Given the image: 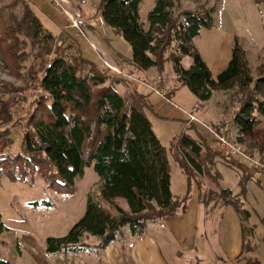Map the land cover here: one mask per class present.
<instances>
[{
  "label": "trees",
  "instance_id": "trees-1",
  "mask_svg": "<svg viewBox=\"0 0 264 264\" xmlns=\"http://www.w3.org/2000/svg\"><path fill=\"white\" fill-rule=\"evenodd\" d=\"M95 1V16L102 17L107 27L129 43L133 52L130 63L137 70L155 69L163 76L165 63L171 61L176 86L187 87L200 102L209 101L214 93L233 92L239 107L230 126L255 138L258 118L264 116L260 98L264 97V63L254 78L247 53L236 37L232 59L213 78L194 45L202 29L213 27V9L183 10L176 15L171 0H157L146 29L141 20L145 0ZM71 49V45L56 43L31 0H0V67L24 83L0 82V174L21 181L39 175L50 189L68 193L74 192L86 168H93L100 178L99 190L88 195L82 219L67 235L47 238L45 254L103 253L124 229L141 237L150 224L174 217L180 208L184 212L196 185L207 218L217 213L222 216L230 206L240 216L243 251L239 261L250 255L246 264H263L253 256L256 227L250 225V211L238 195L221 186L214 171L220 158L228 164L241 166V162L225 151L214 150L201 133L199 139L187 133L173 138L171 152L188 182V195L176 199L167 149L146 113L153 109L148 96L133 88L121 95L117 86L130 83L126 77L132 74L118 75L85 58L78 48L70 55ZM186 57L193 60L189 69L183 64ZM173 94L169 92L171 100ZM219 123L225 122L213 125ZM15 131L24 136L21 152L12 154ZM208 137L215 143L210 133ZM244 138L235 142L246 143L243 152L251 158L253 144L243 142ZM248 180L244 176V189ZM3 225L0 215V229ZM89 239L97 240L98 246H89ZM0 264L14 263L6 261L0 250Z\"/></svg>",
  "mask_w": 264,
  "mask_h": 264
},
{
  "label": "rangeland",
  "instance_id": "rangeland-1",
  "mask_svg": "<svg viewBox=\"0 0 264 264\" xmlns=\"http://www.w3.org/2000/svg\"><path fill=\"white\" fill-rule=\"evenodd\" d=\"M156 1L145 0L141 5V20L146 29L149 24L148 14L154 8ZM63 2L65 3L60 5L53 2L52 5L55 13L69 22L68 25H59L53 20V16L51 18L41 9L36 8V12L43 26L56 37L58 45L64 44L66 47L71 45L70 55L75 54L78 48L85 58L100 67L106 64L107 67L114 66L123 73L131 71L133 76L131 79L126 77L128 82L136 85L139 83L140 88H146L145 92L140 93L149 97L153 96L159 101L163 99L155 95L152 87H162L168 92H175L172 98L173 104L166 101V104L161 105L164 107L167 105L163 110L161 109L165 111L162 117L156 116L158 111L155 113L146 111V113L156 135L168 152L172 192L176 199L182 200L188 195V182L186 175L173 157L171 141L184 133L199 139L198 133H201L208 138L211 145L208 137L209 129L204 126H211L220 121L230 123L239 107L238 102L233 100L234 93H214L209 101H198L187 87L176 86L172 63L169 60L165 63L163 76L155 70L152 78L149 77L148 84L154 86L146 85L143 83V77L140 78V70L130 65L133 52L129 43L112 28L106 25L101 26L96 21L95 15L98 12L96 1L85 0L83 3L82 0H64ZM171 2L172 11L176 15L183 10L194 12L205 9L214 10L213 27L202 29L200 35L194 39V45L214 79H217L232 59L236 37L247 53L253 77H258L257 68L264 63V0H171ZM72 20H78L81 28L71 26ZM183 64L186 69H189L193 64L192 58H184ZM0 82L24 86L22 81L11 76L1 67ZM118 91L123 94L124 87L118 88ZM260 98L264 101V97L260 96ZM150 101L155 106L159 104L151 99ZM171 111L174 113L172 117H169ZM190 114L200 120L202 126L194 124L196 128H192L188 122ZM247 135L243 142L246 140L253 144L254 154L251 159L239 155L235 158L241 162L239 166L228 164L220 158L216 162L214 171L220 176L221 186L238 195L245 208L250 211V225L256 227L255 243L258 245L253 256L259 258L264 264V171L259 172L254 168L256 164L264 163V116L258 118L255 138L248 139ZM23 136V133L19 131L12 134L13 144L10 148L12 154L21 152ZM230 136L235 141L236 131L232 130ZM213 144L214 150L223 151L215 143ZM239 146L245 152L247 151L246 143H241ZM244 176L250 179L244 181L245 189L242 183ZM75 186L73 193L63 190L55 191L50 189L48 183L39 175L30 176L25 181H21L0 174V215L4 224L0 229V250L6 261L14 264H85L92 261L90 264H93L101 259V253H82L77 255L78 257L72 254L75 257H71L72 261H68L66 255L48 256L44 252L47 238L67 235L82 219L86 211L88 195L99 190L100 178L93 168H86L83 178L77 179ZM120 203L123 207H127L125 201L122 200ZM226 224L234 228L227 230ZM240 228V216L231 206L225 209L222 216L217 213L207 218L199 204L198 189L195 185L187 201L186 210L182 212L180 208L174 217L150 224L146 235L160 241L167 262L173 264V260L180 262L177 259L178 254L187 252L193 245V240L196 239L199 249L196 254L204 261H200L201 264H207V261L215 263L218 257L226 260L222 253H215V250L220 251L229 239L234 240L235 244L230 242L229 246L232 247V252L235 251L237 244L239 246L238 239L242 240ZM123 232L127 234L128 230L124 229ZM129 236L130 238L126 239L124 233L119 235L120 242L117 244L120 245L121 250H127L131 242L138 240V237H133L131 234ZM87 244L96 248L99 243L95 239H89ZM249 256H242L237 264H246L245 260ZM180 259L181 264L183 259ZM188 261L190 263V260ZM221 262L226 263L223 260Z\"/></svg>",
  "mask_w": 264,
  "mask_h": 264
},
{
  "label": "crops",
  "instance_id": "crops-1",
  "mask_svg": "<svg viewBox=\"0 0 264 264\" xmlns=\"http://www.w3.org/2000/svg\"><path fill=\"white\" fill-rule=\"evenodd\" d=\"M32 2L34 4V6H36V8L41 9L44 13L49 14L51 18L53 16L54 17L53 20L56 21L59 25L65 26V25L69 24V22H67V20L65 18H62V17H60V15L55 13L54 6L48 0H33ZM130 65H131V63H130ZM126 72L133 74L131 71H126ZM154 73H155V69H151L148 71H140V78L143 77L142 78L144 80L143 83H145L146 85L154 86L150 83L148 84L149 77L152 78ZM156 76H159V75H156ZM156 78H158V77H156ZM139 85H140L139 83L137 85L135 83L134 84H130V83L125 84L124 83V85H121V84L118 85L117 89L122 87V86L124 87V92H123V94L120 93L121 95H127L131 91V88L137 90L138 92H145L146 88H144V87L140 88ZM155 95L161 99L160 96H158L157 94H155ZM146 96H148V95H146ZM173 96H174V94H173ZM173 96H172V98H173ZM148 99H149V101L151 99V100H153V102L159 103L158 106H155L150 101V103L153 106L152 112L155 113L156 111H158V114H156V116L158 118L162 117L164 112H165L162 110L165 107H167V105H165V107L161 106V105L166 104L167 102L164 99H163V101H159V100H157V98H154L153 96H151V97L148 96ZM173 113L174 112L171 111L169 114V117H172ZM211 143H212L211 146L213 147L214 144H213V142H211ZM232 228H234V226H232L230 224H226L227 230H230ZM240 229H241L242 240L238 239L239 246L236 243L237 247H236L235 251L232 252V247L229 246L230 242H233L234 244H235V242H234V240L229 239L226 242L227 244L224 245L225 249L223 246H222L223 248L220 251H216L214 249L215 253L216 252L222 253V255H224L226 260L218 257L217 261L215 263H209V261L206 260L207 264H237L239 262L240 255L243 251L242 224H241ZM123 233H124V238H126V239L130 238L129 234H131V233L129 231L127 234L125 232H123ZM239 234H240V232H239ZM145 235H146V233L143 235L144 237L141 236L142 237L141 240H140L141 237H138V240L131 242V244L128 246L127 250H121L120 245L117 244V242H120V241L117 240L116 242L111 244L103 253H101L102 254L101 259L98 260L96 263H93V264H173V263L167 262V258H165V256H164L163 247L160 245V241L155 239L154 237H151L150 235L149 236L146 235L147 237H145ZM133 237H136V236H133ZM124 238H122V239H124ZM256 238H257V231H256ZM192 243H193V245L189 248V250L187 252L185 251V252L181 253L182 256H181V254H178L177 259L180 262H181L180 258L183 259V263H181V264H201L200 261L204 262L196 254L199 251L198 246H197L198 241L195 239V240H193ZM222 244H224V240H222ZM213 247H214V245H213ZM62 256H64V255H61L60 257H62ZM75 256H77V255H75ZM75 256H72V254L66 255L68 261H72L71 257H75ZM188 260H190V263H188L189 262ZM222 260L225 261L226 263L221 262ZM173 261H174V264H180V262H177V261L175 262V260H173ZM91 262L92 261L85 262V264H90ZM75 264H77V263H75Z\"/></svg>",
  "mask_w": 264,
  "mask_h": 264
},
{
  "label": "built area",
  "instance_id": "built-area-1",
  "mask_svg": "<svg viewBox=\"0 0 264 264\" xmlns=\"http://www.w3.org/2000/svg\"><path fill=\"white\" fill-rule=\"evenodd\" d=\"M49 1L52 3L54 2L57 5H60V3H65V2H63L64 0H49ZM79 17L80 16H78V18ZM96 21L101 26L105 25V22H104L102 17L97 18ZM71 23H72L73 27L80 29L81 23L78 20H72ZM51 59H52V56L50 57V60ZM51 63L52 62H50L48 64V67H51ZM107 68L113 70L118 75L127 76V75H124V73L120 69H117L114 66L108 65ZM127 77L131 79V76H127ZM152 90L154 93H156L162 99H164L165 101H167L170 104H173V101L169 98V92L167 90H165L162 87H160V88L152 87ZM188 122H189V124H193V125L198 124V125L202 126L200 120H198L193 114H190L188 116ZM204 127L209 129V133H210V135H212V138L215 141V144L218 146L219 149H222L223 151H225L226 153H228V155H230L232 157L238 158V156L240 155V156L246 157L248 159H251L250 157H248L243 152L242 148L238 144H236V142L231 138L230 132L232 130H235L236 131V138H244L245 135L243 133H240V131L237 128L231 127L230 123H227V122L224 124L219 123L216 126L211 125V126H204ZM255 169L256 170H264V163L256 164Z\"/></svg>",
  "mask_w": 264,
  "mask_h": 264
}]
</instances>
